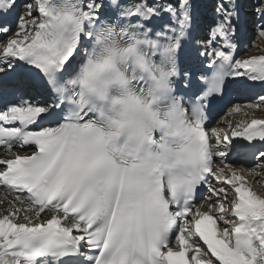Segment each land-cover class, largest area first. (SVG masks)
<instances>
[{"label":"snow or ice","instance_id":"6c2138e0","mask_svg":"<svg viewBox=\"0 0 264 264\" xmlns=\"http://www.w3.org/2000/svg\"><path fill=\"white\" fill-rule=\"evenodd\" d=\"M249 34L264 0H0V264H264V118L211 126Z\"/></svg>","mask_w":264,"mask_h":264},{"label":"bare ground","instance_id":"6f19581e","mask_svg":"<svg viewBox=\"0 0 264 264\" xmlns=\"http://www.w3.org/2000/svg\"><path fill=\"white\" fill-rule=\"evenodd\" d=\"M242 44H243L242 45V48L245 49V44L244 43H242ZM256 84L261 85L259 82H257ZM236 89H237L238 94L236 95V99H234V102L232 103L233 105L240 104L243 107L244 105H246L248 103H252V102H249V101L245 102L247 99H252V96L253 95L250 97V94L251 93H242L240 91V89H241L240 87H237ZM258 94H260V93H258ZM258 94L254 95V96L257 97ZM261 94H264V90L261 92ZM248 95H249L250 98L248 97ZM238 97H239V99H238ZM255 101H256V99L254 100V102ZM233 105L228 106L226 112H228L232 108ZM250 110L251 109H247V111H246L247 115L242 114V113L233 115V120L231 122H236V121L245 120V119L250 120V118H252V117H258V118H261L262 117V118H264V113H258V114H256L255 111H254V114H253ZM221 116L222 115H220L218 117V120H217L218 121L217 122L218 123V126H221V125H219L220 122H222V123L225 122L224 121L225 119L223 117H221ZM215 123L216 122H214V124ZM217 123H216V126H217ZM225 125H227V124H225ZM225 125H224L223 128H226ZM212 127H215V126L213 125ZM14 150L20 151L21 154H25V152H29L30 151V150L23 151V150H20V149H14ZM6 154H7L6 148L2 149V151L0 152V158H4L6 156ZM242 154H243V151L239 147H237L228 156V158L226 160L227 163L233 165V167H235L237 169L253 167L254 166V163H255V161H254V154H253V156L250 159H244V158H242ZM248 180H249V183L251 184V186L255 190H257L259 192H264V174L260 175L258 178H255V179L253 177L249 176L248 177ZM212 183H213L214 186H224L222 184H217V182H215L214 180L212 181ZM207 194L208 193H206L205 195H207ZM5 196H7V201H11V200L14 199L13 196L6 195L5 192L3 191V189L0 188V199H3ZM231 198H232V194H231V192H229V199H231ZM199 203H200V201L197 204H199ZM6 206H7V203L0 204V211H3V209Z\"/></svg>","mask_w":264,"mask_h":264},{"label":"rangeland","instance_id":"374dc122","mask_svg":"<svg viewBox=\"0 0 264 264\" xmlns=\"http://www.w3.org/2000/svg\"><path fill=\"white\" fill-rule=\"evenodd\" d=\"M261 54H264V42H262L259 38L249 34L248 37H247V40L245 42V49L241 52L239 58L240 57H245V56H251V55H261ZM255 99L256 98L253 97L252 99H247L245 102H247V101L254 102ZM246 111H247V108L245 109V108L242 107V112L241 113L244 114ZM250 111L254 114L253 110H250ZM255 113L256 114L264 113V110H258V111H255ZM221 117H223L225 119L224 120L225 122H223V123L220 122L219 125H221V126H218V123H217L218 121H216L217 126H216V123H215L214 124L215 127L223 128L225 124H228L229 122H231L233 120V115H229V111L224 113V114H222ZM226 126L227 125H225V127Z\"/></svg>","mask_w":264,"mask_h":264}]
</instances>
